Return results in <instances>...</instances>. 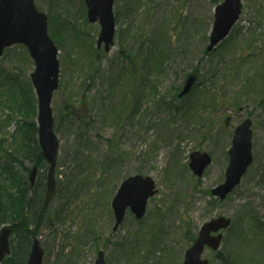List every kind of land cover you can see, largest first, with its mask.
Here are the masks:
<instances>
[{
  "label": "rangeland",
  "instance_id": "374dc122",
  "mask_svg": "<svg viewBox=\"0 0 264 264\" xmlns=\"http://www.w3.org/2000/svg\"><path fill=\"white\" fill-rule=\"evenodd\" d=\"M220 1L114 0V42L105 52L95 48L100 25L86 20L82 0H34L53 19L60 66L51 100L59 141L55 194L34 225L41 264H93L99 250L105 264H181L203 221L217 215L230 217L232 225L218 250L204 248L208 264H264V0H241L228 36L206 51ZM32 69L24 46L3 50L4 147L22 151L17 126L35 122ZM190 73L196 82L179 98ZM244 118L252 122V161L239 184L218 200L209 192L224 179L233 130ZM194 150L211 157L201 177L188 167ZM31 158L18 156L12 164L25 181L30 169L19 166L31 168ZM45 171L38 170L35 195L25 188L27 198H36L23 212H35V218ZM137 173L150 176L157 193L142 218L127 209L113 230L111 197L122 179ZM0 185L18 193L17 182ZM9 208L16 211L11 202ZM5 225L12 227L11 251L0 264L6 259L25 264L17 222L0 217V228Z\"/></svg>",
  "mask_w": 264,
  "mask_h": 264
},
{
  "label": "water",
  "instance_id": "95a60500",
  "mask_svg": "<svg viewBox=\"0 0 264 264\" xmlns=\"http://www.w3.org/2000/svg\"><path fill=\"white\" fill-rule=\"evenodd\" d=\"M86 16L89 22L98 21L100 32L97 47L104 43L107 51L112 44L114 34V16L112 12L113 0H84ZM240 0H223L214 10V21L209 36L207 50L216 45L229 31L240 14ZM15 43L23 44L33 59L34 68L30 79L37 97V129L38 143L41 153L48 164L44 205L48 203L55 190L54 166L58 140L53 132V119L50 101L53 91L58 86L59 62L57 47L47 32V18L44 12L38 11L33 0H0V54L4 47ZM195 80L194 75L188 76L178 96H183L191 89ZM227 123V121H226ZM250 120H243L234 130L231 146L228 150L229 161L222 183L211 189V194L224 199L237 185L242 174L251 162V130ZM189 167L196 176H201L210 164L208 153L194 151L189 156ZM36 167L33 166L29 175L33 182ZM156 192L152 178L139 174L125 178L112 198L111 206L115 218V229L122 221L126 207L137 218L143 216L147 199ZM230 219L217 216L205 221L199 228L193 243L184 251L182 264H207L201 258L204 246L217 249L222 237L221 233L211 235L228 227ZM9 227L0 231V258L9 252ZM43 249L37 239L33 240L26 264H40ZM94 264H105L103 253L99 251Z\"/></svg>",
  "mask_w": 264,
  "mask_h": 264
},
{
  "label": "trees",
  "instance_id": "16d2710c",
  "mask_svg": "<svg viewBox=\"0 0 264 264\" xmlns=\"http://www.w3.org/2000/svg\"><path fill=\"white\" fill-rule=\"evenodd\" d=\"M52 18L50 15H48V22H49V34L51 38L55 41V38L53 37L52 32L50 31V26L52 23ZM76 40H78V37H76ZM57 43V42H56ZM20 124L17 126L16 133L20 135V140H21V146H22V151L12 149L9 147H4L2 144V138L0 137V159H2V163H0V183H4L8 180L11 181V183L16 185V182L18 184V193L12 194L9 191H5L2 188H0V217H8L11 218L12 220L14 219L17 222V226L19 231V235H21V240H19L21 247L25 246L26 247V255L29 252V246L30 243L33 239V237L36 235L35 231V223H38V220L40 219L41 216H43V212L45 208L42 206L41 203V197L42 193H39L37 195V207H35V210L37 209V216L38 218H35V212L32 214V212L28 211L31 209V204L30 202H34L35 198L26 197V189L27 191L29 190L28 188H33L32 193L34 191V187L30 186L28 181H25V179H22V175L19 174L18 172L13 171L12 169V164L14 161L18 159V156H21V158H29L31 156V164L37 165L38 168L45 167V162L43 160L42 154L40 152L37 138H36V133L37 129L35 126V123L32 121H22L19 122ZM19 129V130H18ZM7 140L6 138H4ZM21 165L19 166L21 170H29L30 166H26L24 162L20 163ZM43 182L42 188H44V176H43ZM40 183V182H39ZM3 185H0V187ZM35 195V192L33 193ZM13 203V206L15 208V212L10 211L9 208V203ZM24 207H26V212L24 214L23 210ZM30 215H33V217L30 219V222L32 223L33 228H31V224L28 222ZM255 222V221H254ZM260 223V222H259ZM258 221L256 220V226L259 225ZM255 226V227H256ZM12 231V227H11ZM25 253V252H24ZM25 255V258H26ZM24 260H21L17 262V264H23ZM3 264H16L15 261L12 259H6Z\"/></svg>",
  "mask_w": 264,
  "mask_h": 264
}]
</instances>
